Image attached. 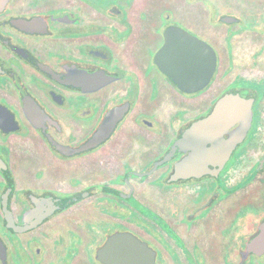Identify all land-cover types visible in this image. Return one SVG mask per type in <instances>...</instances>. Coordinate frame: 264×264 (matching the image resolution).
Segmentation results:
<instances>
[{
  "label": "flooded vegetation",
  "instance_id": "af4514ba",
  "mask_svg": "<svg viewBox=\"0 0 264 264\" xmlns=\"http://www.w3.org/2000/svg\"><path fill=\"white\" fill-rule=\"evenodd\" d=\"M0 264H264V0H0Z\"/></svg>",
  "mask_w": 264,
  "mask_h": 264
}]
</instances>
